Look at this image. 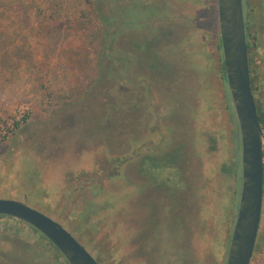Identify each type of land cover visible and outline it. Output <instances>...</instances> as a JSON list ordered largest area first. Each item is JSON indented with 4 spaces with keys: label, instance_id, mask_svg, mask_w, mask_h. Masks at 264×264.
Returning a JSON list of instances; mask_svg holds the SVG:
<instances>
[{
    "label": "rangeland",
    "instance_id": "rangeland-1",
    "mask_svg": "<svg viewBox=\"0 0 264 264\" xmlns=\"http://www.w3.org/2000/svg\"><path fill=\"white\" fill-rule=\"evenodd\" d=\"M115 1L0 0V9L5 12V20L9 21L0 24V131L4 127L8 129L0 143V199L23 202L62 223L97 258L99 252L88 240L94 236L91 227H103L96 237H102L109 230L104 229L100 219L108 220L111 209L103 210L102 203H115V200L93 197L90 189L83 190L85 181L88 176L96 179L95 172L99 167L98 181H106V184L113 177L116 183L120 182L122 179L115 178L120 163L117 158L127 160L125 175L129 185L144 188L135 202H128V208L140 207L139 201L146 207L144 217L150 213L152 228L145 234L147 241L156 240L152 236L158 235L159 226L165 223V219L160 223L159 218L166 214L168 226L161 230L157 241L160 246L162 240L164 245L171 242L176 248L166 257H154L151 264H196L202 247L203 226L200 223L204 213L199 199L204 191L207 206L210 193L217 200L215 220L207 228V233L215 237L216 243H223L225 237V227L220 220L216 222L225 194L222 180L217 176L209 185L200 171V159L192 155L187 162L184 160L171 169L163 167L166 163H173L171 151L175 147L181 149L184 143L190 144L188 139L197 132L192 129L202 128L203 122L214 128L219 139L218 151L212 158L217 157L221 164L232 149L233 131L238 127L236 119L228 114L227 107L232 102L227 86L221 80L222 52L217 45L219 34H216L219 30L218 9H205L210 4L216 7V2L200 0V6L204 8L185 9L186 15L155 9L163 20L156 19L154 25L161 28L157 30L164 35V40L156 42L151 57L163 51L160 54L167 59L172 70H168L169 74L166 71L160 74L159 69L153 71L151 65L156 61L151 58L146 63L150 68L142 70L146 72L143 77L140 73L142 66H127L128 53L118 51L116 64L124 57L123 62L130 73L131 85L127 89L126 83L121 84L114 74L101 76L99 73L101 67L106 66L105 59L99 57L103 25L90 11L99 9V14L105 17L110 6L112 9H126L125 0L119 1L118 7ZM198 14L201 24L198 20L196 26L192 17ZM42 15H51L70 30L45 35L37 27ZM76 26L81 29L74 30ZM147 29L143 31L147 33ZM191 31L193 37L187 35ZM135 33L136 37L140 33L144 35L137 27ZM131 39L132 36L130 42ZM125 44L126 39L122 40L121 46ZM119 65H116L117 76L124 71ZM207 99L211 101L209 113H215L219 122L211 117L205 121L206 113L201 114L203 120H198L202 112L200 107L206 105ZM23 118H27V123L16 128ZM168 130L172 133L169 146L167 140L162 141ZM156 160L159 165H164L161 169L156 168ZM161 160L166 163L161 164ZM156 185L162 187L154 195L149 189ZM106 186L113 194L119 189L118 184L111 186L107 183ZM97 187L101 190L100 186ZM172 191L179 192L178 198L186 205L179 216L180 224L171 213L173 202L169 194ZM89 199L98 204V212H86L92 207L87 206ZM81 213L91 221V224L83 225L86 240L73 225L80 227ZM0 225L5 229L8 227L10 234L20 227L18 222L9 219L0 220ZM23 228L21 224L18 230L21 237L35 243L37 238L31 230ZM167 234L170 237H166ZM147 241L145 246L149 243ZM38 244L46 247L44 242ZM227 246L225 243L222 252L228 255ZM153 248L159 249V246L154 244L149 250L143 247V251L148 255ZM178 249L187 251L190 263L188 259H180ZM54 257L55 261H65L57 253ZM217 260V255H205L206 264H215ZM251 264H264V251L254 253Z\"/></svg>",
    "mask_w": 264,
    "mask_h": 264
},
{
    "label": "trees",
    "instance_id": "trees-1",
    "mask_svg": "<svg viewBox=\"0 0 264 264\" xmlns=\"http://www.w3.org/2000/svg\"><path fill=\"white\" fill-rule=\"evenodd\" d=\"M57 10V9H55ZM99 9H91V13L100 20L103 25L101 28V40H100V52L99 57L105 59V68L103 69L101 67V70H99V73L101 76L111 75L114 74V77L118 78L117 80L121 82V84H125L128 89V85H131L130 82V73L129 70L125 67V64L123 61H125L124 57L119 58L118 60L119 64H124L123 66H120L117 63V60H115L118 57H115L116 53L118 51L127 52V66L130 67V37H131V30H132V13L130 9H110L105 13V17H103L98 12ZM4 11L0 9V24L1 23H8V20H5L4 18ZM146 14V15H145ZM198 20L199 24L200 22V15L198 14ZM244 17H245V28H246V41H247V50H248V58H249V67H250V79H251V89L252 93L255 99L257 112L259 116V120L264 128V0H244ZM150 18V14L148 12L143 13L142 10L136 9L135 10V25L139 26V23H141L143 20H148ZM37 27L45 33V35H50L55 32H63L65 30H70L69 27H66L64 25V22L57 21L54 19V17H51V15H42V18L40 21H38ZM138 28V27H137ZM148 28V25L139 27V29H145ZM81 27H74V30H80ZM73 30V29H72ZM217 35L219 34V30H217ZM194 36V35H193ZM128 38V42H127ZM126 39V44L124 47L121 46L122 40ZM217 45L219 50L222 52L221 42L219 35L217 36ZM123 48L120 50L119 48ZM154 46L151 45V50H153ZM152 53V52H151ZM221 66H220V72H221V80L226 84L227 86V80H226V74H225V68L224 63L222 59L221 54ZM116 65H119L121 67V70L124 69L123 73L119 76L116 75ZM151 69L153 71H157L159 67H154V64L151 65ZM169 73V72H168ZM129 81V82H128ZM127 91V90H125ZM229 98V96H228ZM206 105L202 104L200 107V110L202 111L199 114L198 120H203L201 118L202 113H206L207 115H204V120L207 121L208 117H211L214 119V121L219 122V118L215 116V113H212V115L209 113L211 110V101L209 99L206 100ZM229 103V101H228ZM153 109V106H150V109ZM228 108V114L229 116H232V119H236L235 110L232 105H230ZM27 123V118H23L20 123L16 124V128H19L21 125H25ZM236 126L238 127V123L236 121ZM203 125V129L201 127L193 128L192 131H197L194 135H192V138L188 139L190 144H185L181 149H178V147L174 148L171 152V161L174 163H166L161 160L162 163H166V165H159L156 160V168L163 167L167 169H171L175 165H179L184 160L187 162V158L190 157V155L194 157H198L200 159V171L205 175L204 180L210 183L215 181V178L217 179V176L221 178L223 183V189H224V196L222 199V204L220 205L221 213L216 216V222L217 220H220V222L223 224L224 228V240L223 243L221 241L219 243H216L214 240L215 237H211L210 233H207V228L209 229L215 220V209L217 208V200L214 198L213 193H210V204L207 206V195L205 196V191L200 194L199 202L201 203V208L204 213L203 220L201 221L200 225L203 226L201 229V245L200 248V254L197 255V259L195 261L196 264H206L205 263V255H208L209 253L212 255H217L218 260L215 262V264H226V255L227 252H222V249L225 247V243L228 244L230 242V237L232 234L233 226L236 221L237 217V211H238V203H239V195L241 191V176H242V167H241V156H240V139H239V128L237 131H233L232 135V149H230V154L225 156V161H223L221 164L218 162L217 157H213V153L218 151L217 145H218V137L217 133L215 132L214 128H209L206 122L201 123ZM195 130V131H194ZM171 132L168 130L166 132V138L162 139L163 143L165 140L168 142V146L170 145V138H171ZM199 135H202L201 138H199ZM166 144V143H165ZM192 149V151H191ZM159 151L161 149H158ZM192 154H191V153ZM142 156V154H140ZM119 163L118 173L115 175L120 182L117 183L113 180V177H110V180L107 181V183L111 184V186L118 184L119 189L114 194L110 187H107L105 182H100L97 179H99L98 172L99 167L97 168L95 174L96 179H93L92 177L88 176V179L85 181V185L83 190H89L91 191L93 197H108L113 198L115 200V203H110L109 201H105L102 203V209L103 210H109V217L108 220H102L101 224H104V229L109 228L107 232L104 233L102 237H96L97 232H101V227L99 226H92V234L94 235L90 239V243L94 244L99 252V256L97 257V261L100 264H141V263H148L151 264V261L154 259V257L158 256L159 258H162L163 256H167L168 252H172L174 249L171 242L161 241L160 243L157 241L158 236L156 233L152 236L155 237L156 240L153 238L151 241H147V237H145V234L149 232V230L152 228L151 223V215L148 212V215L144 217L143 214L146 212V207L144 204L141 205L139 201H137L138 205L140 207L136 208H128V202L132 203L136 201V198L138 195H140L144 188L142 187H134L132 185H129L128 177L126 174V166L128 164L127 160H121L120 158H117ZM172 166V167H171ZM89 174L93 175L94 172L88 171ZM177 174V172H176ZM98 176V177H97ZM177 182L179 183L180 180L177 176L176 178ZM165 185H168L167 183L163 182ZM163 184V185H164ZM103 185V186H102ZM213 185V184H212ZM100 186L101 190H98V187ZM157 188V186H155ZM162 187V186H161ZM159 191V189H156ZM100 191V193L98 192ZM79 192V191H78ZM154 193V192H153ZM155 194V193H154ZM171 194V195H170ZM169 194V197L172 199V208L171 213H173V217H175V221H177V224H180L179 216L182 212L183 208L186 206L183 204V202L178 198L179 192L172 191ZM79 199V196L77 197ZM75 198V199H77ZM139 199V198H138ZM116 205V207H115ZM87 206H92L87 209L86 212H89L91 214V210H93L95 213L98 212V204L93 201L92 199L87 202ZM191 206V205H190ZM128 208V209H127ZM101 209V211H103ZM177 216V217H176ZM79 223L81 224L76 226L74 223L73 225L76 227L77 232L80 233V236L83 240H86L85 237V231L83 228V225L86 226L91 224V221L88 219L86 215H83L82 213L79 214ZM158 225V223H157ZM103 228V227H102ZM33 229V228H32ZM35 230V229H33ZM98 230V231H97ZM36 231V230H35ZM38 233V231H36ZM147 241V246L144 245V242ZM171 241V240H168ZM151 242V243H150ZM158 245V248H153V251L150 252L148 255L143 251V247H145V250H149L150 246L152 245ZM181 245V241L177 248ZM227 246V250H228ZM166 247V249H164ZM180 249L176 250L180 254V259L185 261L188 259L189 263L190 260L187 256V251H179ZM264 251V223L261 228V231L259 233V236L257 238V243L255 247L254 253H261ZM59 256L60 253H58ZM222 255V257H221ZM192 259V257H191ZM182 261V262H183ZM221 262V263H219Z\"/></svg>",
    "mask_w": 264,
    "mask_h": 264
},
{
    "label": "water",
    "instance_id": "water-1",
    "mask_svg": "<svg viewBox=\"0 0 264 264\" xmlns=\"http://www.w3.org/2000/svg\"><path fill=\"white\" fill-rule=\"evenodd\" d=\"M218 22L228 89L241 140V191L226 264H251L264 209V130L251 89L243 0H218ZM0 216L38 231L69 264H99L61 223L27 204L0 199Z\"/></svg>",
    "mask_w": 264,
    "mask_h": 264
},
{
    "label": "flooded vegetation",
    "instance_id": "flooded-vegetation-1",
    "mask_svg": "<svg viewBox=\"0 0 264 264\" xmlns=\"http://www.w3.org/2000/svg\"><path fill=\"white\" fill-rule=\"evenodd\" d=\"M116 1H115L116 2L115 6L116 7L120 6V5H118V3H119V1H122V0H116ZM211 1L216 2V7L214 4H210L209 7L205 8V9H215V8L218 9V0H211ZM123 5H126V9H130V11L132 13V20H133L132 30H131L132 39L130 42L131 44H130V49H129L130 64L131 65H134V64L141 65L142 68L140 69V73H141V75H143V77H145L144 73H146V72H145V70L144 71H142V70L145 69L144 67H147V69H149L150 66L148 64L146 65V63L149 62V59L154 58V61H156V64L154 65V67H156V68H157V66L159 67V73L163 74V72L166 71L167 74H169L168 70L171 69V66L168 65L167 59H165V58H163V56H161L163 51L159 52V54L155 53L154 56L151 57V52H152L151 45L157 46L156 42H162L164 40V35H162V33L159 34V32H158V30L161 28L154 25V21H156V19H158V21H160V22L163 20V18H159L158 13H157V11H155V9H158V8L168 9L167 11H169V13L172 12L175 15L177 13L180 15H186L187 13H185V11H184L185 9H203L204 8V7L200 6L201 5L200 0H125V2H123ZM113 6H114V4H113ZM243 8H244V0H243ZM110 9H112L111 6H110ZM122 9H125V8H122ZM136 9L142 10L143 13L148 12L150 14V18L148 20H143L141 23H139V26H136L135 22H134ZM163 15L166 18V16H167L166 13H164ZM192 21H194V24L197 26L198 16L197 15L195 17L193 16ZM146 24L148 25V29L146 31L147 33H145L141 29L142 32L144 33V35L142 36L140 33L139 34L140 37L139 36L136 37L137 33H135V27L139 28V27L145 26ZM171 24H173V23H171ZM218 27H219V22H218ZM187 35H189V37H193L194 33L192 31L187 32ZM189 37H185V38H189ZM219 37H220V32H219ZM220 42H221V40H220ZM221 47H222V45H221ZM159 58H160V60L158 62ZM222 59H223V53H222ZM223 63H224V60H223ZM224 68H225V66H224ZM225 74H226V72H225ZM226 80H227V77H226ZM227 89H228V83H227ZM228 91H229V89H228ZM229 94H230V92H229ZM230 98H231V96H230ZM231 102H232V100H231ZM236 121H237V117H236ZM237 123H238V121H237ZM238 128H239V125H238ZM263 130H264V128H263ZM239 139H240V137H239ZM240 143H241V140H240ZM240 154H241V147H240ZM156 186H157V188L152 186L149 190H152L156 194L157 193L156 189H160L161 185H156ZM152 188H154V189H152ZM159 192H160V190H159ZM163 215L166 216V214H163ZM165 216H164V218H159L160 223H161V221L163 223L162 219H165V223L163 225L159 226L158 235L161 232V230H165V228L168 226V223L166 222L167 220H166ZM5 219H9L11 221L18 222L20 227L15 229V231L13 232L14 234H10L11 231H10V229H8V227L5 226L6 227V229H5L4 226L0 225V264H69L66 260L65 261H55L54 254L57 253V255L59 256L58 253H60V252L43 235H41L39 232L37 233L35 230H33L34 228L32 229L31 226H29V225H27V224H25V223H23L17 219H13V218L6 217V216H0V220H5ZM263 223H264V209H263V219H262L260 231H261V228L263 226ZM21 224L24 226V228H29V230H31V233L37 238L36 240L38 242H42V243L44 242L46 247L39 245L37 241L36 242L34 241L35 243H33V242H30V240H28V239H23V237H21V234L18 232V230L20 231V229H21ZM64 227L67 228L66 226H64ZM260 231H259V233H260ZM3 232H5V233H3ZM169 232H170V230H167V233H169ZM71 233L74 235L73 232H71ZM166 237H170V236H168V234H167ZM168 240H170V239H168ZM24 243H26V245ZM150 248H151V246H150ZM164 249H166V247H164ZM60 255H61V253H60ZM96 260H97V258H96ZM141 264H148V263L143 262Z\"/></svg>",
    "mask_w": 264,
    "mask_h": 264
},
{
    "label": "built area",
    "instance_id": "built-area-1",
    "mask_svg": "<svg viewBox=\"0 0 264 264\" xmlns=\"http://www.w3.org/2000/svg\"><path fill=\"white\" fill-rule=\"evenodd\" d=\"M7 133H8V129L6 127L1 129V131H0V143L6 137Z\"/></svg>",
    "mask_w": 264,
    "mask_h": 264
}]
</instances>
